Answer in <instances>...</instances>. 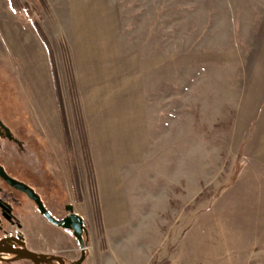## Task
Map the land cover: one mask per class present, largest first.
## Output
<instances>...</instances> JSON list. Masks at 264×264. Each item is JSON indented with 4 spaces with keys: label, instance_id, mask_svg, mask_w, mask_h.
Returning a JSON list of instances; mask_svg holds the SVG:
<instances>
[{
    "label": "rangeland",
    "instance_id": "374dc122",
    "mask_svg": "<svg viewBox=\"0 0 264 264\" xmlns=\"http://www.w3.org/2000/svg\"><path fill=\"white\" fill-rule=\"evenodd\" d=\"M0 159L97 264H264V0H0Z\"/></svg>",
    "mask_w": 264,
    "mask_h": 264
},
{
    "label": "flooded vegetation",
    "instance_id": "af4514ba",
    "mask_svg": "<svg viewBox=\"0 0 264 264\" xmlns=\"http://www.w3.org/2000/svg\"><path fill=\"white\" fill-rule=\"evenodd\" d=\"M4 162L0 159V167L3 169L4 173L9 176L10 178H13L19 182L24 183L22 180L13 177L9 171L7 170V167L3 164ZM27 171V170H26ZM26 184V183H24ZM27 185V184H26ZM29 200V198L19 190L15 189L14 187L10 186L3 177L0 175V241L4 240L6 238L11 237V233H15L17 230V227L22 224L20 223V219L17 216V212L22 209V206L25 205V202ZM67 217V215L63 216L60 220ZM51 225V224H50ZM53 226V225H52ZM56 227V226H55ZM58 228V227H57ZM62 229V228H59ZM63 230V229H62ZM65 231V230H64ZM68 234H72L69 231H65ZM71 238L76 242L75 237L71 235ZM7 245L15 244L14 242H6ZM24 243V242H23ZM65 248H63L60 251L53 250L52 252H49L48 256H46L47 259L50 258H57L56 260L50 261L48 264H74V262L71 260V254L75 252L73 248H70L68 246L71 242H66ZM73 243V242H72ZM78 245V253L80 260L84 259L86 256V245L85 249H81L80 243L76 242ZM84 243V242H83ZM18 246L20 248H25L31 252H34L33 249L27 248V247H21L20 242H17ZM88 246V245H87ZM39 255H44L43 253H46L45 251H38L34 252ZM54 253V254H53ZM15 259H24L22 257H16L13 255H6V254H0V264H9V262L15 261ZM30 264H34L33 262ZM44 264V263H42Z\"/></svg>",
    "mask_w": 264,
    "mask_h": 264
},
{
    "label": "water",
    "instance_id": "95a60500",
    "mask_svg": "<svg viewBox=\"0 0 264 264\" xmlns=\"http://www.w3.org/2000/svg\"><path fill=\"white\" fill-rule=\"evenodd\" d=\"M0 175L4 180L15 189L24 193L37 207L39 213L43 218L51 225L58 228H62L65 231L73 233V236L77 237L81 246V249H85V244L82 241V235L85 230V221L78 215L70 212L67 217L62 220L55 219L44 206L40 196L28 185L19 182L13 178L7 176L3 169L0 167ZM21 225L17 227L15 233H11V237L0 241V254L13 255L16 257H22L24 259L32 261L34 264H48L50 261L56 260L55 258L47 259L44 255H39L31 252L25 248L17 247V242H20V246L24 247V237L21 235ZM6 242H14L15 244L7 245ZM17 245V246H16Z\"/></svg>",
    "mask_w": 264,
    "mask_h": 264
},
{
    "label": "crops",
    "instance_id": "0c3cea01",
    "mask_svg": "<svg viewBox=\"0 0 264 264\" xmlns=\"http://www.w3.org/2000/svg\"><path fill=\"white\" fill-rule=\"evenodd\" d=\"M55 227V226H53ZM57 228V227H55ZM59 229V228H57ZM71 242L68 246L70 248H73L75 250L74 253L71 254V260L74 262V264H97L96 263V256L91 254V244L87 247L88 249L86 250L87 254L84 257V259L80 260L79 258V253H78V245L77 243L71 238ZM66 242H56L55 246H53L54 249H57L58 251L62 250L66 246ZM94 257V258H93Z\"/></svg>",
    "mask_w": 264,
    "mask_h": 264
}]
</instances>
